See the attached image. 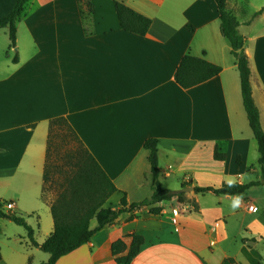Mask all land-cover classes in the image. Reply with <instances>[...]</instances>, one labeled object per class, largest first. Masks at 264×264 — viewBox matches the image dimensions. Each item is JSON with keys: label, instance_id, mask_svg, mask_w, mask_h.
<instances>
[{"label": "crops", "instance_id": "crops-1", "mask_svg": "<svg viewBox=\"0 0 264 264\" xmlns=\"http://www.w3.org/2000/svg\"><path fill=\"white\" fill-rule=\"evenodd\" d=\"M16 1L0 0V18ZM115 1L30 0L17 25L18 62L10 42H0V200L13 203L6 211L23 215L39 244L53 232L43 175L49 123L62 116L117 187L104 207H119L124 196L131 204L152 195L143 146L149 138L159 140L160 178L178 180L168 188L182 191L189 182L192 190L182 191L183 201L175 196L122 213L57 264H124L116 257L129 252L133 233L144 242L130 264H263L264 184L243 195L194 190L262 179L240 73L215 0H118L152 19L145 35L120 27ZM263 6L264 0L227 1L246 38L264 129V11L256 15ZM186 54L222 70L184 88L175 72ZM217 148L225 159L215 158ZM96 225L91 219L90 227ZM121 238L126 249L114 255L111 245ZM0 252V264L49 258L31 244L25 227L1 216Z\"/></svg>", "mask_w": 264, "mask_h": 264}, {"label": "trees", "instance_id": "trees-1", "mask_svg": "<svg viewBox=\"0 0 264 264\" xmlns=\"http://www.w3.org/2000/svg\"><path fill=\"white\" fill-rule=\"evenodd\" d=\"M30 0H17L12 11L0 18V28H7L10 38V47L17 45V25L26 14V6ZM228 0H215L220 17V30L231 43V53L236 58L240 73L241 94L249 125L258 144L259 164L262 179L249 183L223 184L221 187H202L195 185L198 193L213 192L225 195H243L252 186L264 184V129L260 120L259 109L255 103L251 86V69L245 52L246 38L240 33L239 21L236 15L227 8ZM115 9L123 30L145 35L152 23V19L118 0ZM264 11V6L256 15ZM8 54V51L6 52ZM18 62L17 54L12 58ZM221 67L204 58L186 54L180 61L175 79L177 83L189 88L200 84L221 72ZM148 150V161L152 176L153 193L149 198L128 204L126 196L120 201L117 208L104 207L108 198L117 190L114 182L107 175L95 156L87 149L73 126L65 117H56L50 120L47 140L46 161L43 175L42 198H45L46 185L49 181L58 185L59 191L56 198L50 202L51 213L54 219V230L47 239L39 244L34 238V230L26 218L18 213L6 211L4 201L0 200V216L6 217L16 224L22 225L27 230L28 238L32 245L39 247L49 254L47 261L40 264H57L64 255L69 254L85 243H88L94 233L106 225L115 223L119 216L136 208L147 206L162 201H171L175 196L183 201V192L174 191L162 186L160 182L161 170L159 168L157 138H149L144 142ZM215 158L225 159V153L215 151ZM239 160V159H238ZM240 161V160H239ZM191 185L182 182L181 187ZM150 211L157 213L159 208L153 207ZM97 219L95 228L90 227L91 219ZM132 243L129 252L124 256H117V262L130 264L139 253L144 242L142 235L131 234ZM126 249L123 238L116 240L111 245L114 255ZM1 259V252H0Z\"/></svg>", "mask_w": 264, "mask_h": 264}, {"label": "rangeland", "instance_id": "rangeland-1", "mask_svg": "<svg viewBox=\"0 0 264 264\" xmlns=\"http://www.w3.org/2000/svg\"><path fill=\"white\" fill-rule=\"evenodd\" d=\"M0 32H1L0 34H2L0 36V42H2V43L5 42V39H6V41L10 42L9 35H8L7 31L6 30H2ZM16 48H17V46L16 47H12V49L10 50V54L12 56H14V55L17 54ZM4 53H6V50H5ZM160 181H161L162 186L165 187V188L175 187L177 185V182H178V180L175 177L172 178L171 181H167V182H165L164 178L161 177L160 178ZM146 188H148V184H145V187L143 188V190H145ZM58 191H59L58 185L55 182L49 181L47 183V185H46V192H45V198H46V200L48 202H52L56 198ZM9 226L10 227L13 226L15 228V230H17V229L24 230L22 227H19L18 225H15L14 223H10ZM42 254L48 255V253L45 252V251H43ZM263 264H264V262H263Z\"/></svg>", "mask_w": 264, "mask_h": 264}, {"label": "built area", "instance_id": "built-area-1", "mask_svg": "<svg viewBox=\"0 0 264 264\" xmlns=\"http://www.w3.org/2000/svg\"><path fill=\"white\" fill-rule=\"evenodd\" d=\"M3 208L5 210H11L13 208V203L12 202H4ZM178 213V209L175 210V214Z\"/></svg>", "mask_w": 264, "mask_h": 264}, {"label": "water", "instance_id": "water-1", "mask_svg": "<svg viewBox=\"0 0 264 264\" xmlns=\"http://www.w3.org/2000/svg\"><path fill=\"white\" fill-rule=\"evenodd\" d=\"M192 190V187L191 186H188V187H185L182 189V191H191Z\"/></svg>", "mask_w": 264, "mask_h": 264}]
</instances>
